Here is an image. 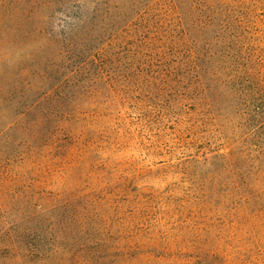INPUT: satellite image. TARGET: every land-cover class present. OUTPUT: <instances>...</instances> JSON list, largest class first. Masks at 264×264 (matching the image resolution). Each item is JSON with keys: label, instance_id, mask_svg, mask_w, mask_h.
Returning a JSON list of instances; mask_svg holds the SVG:
<instances>
[{"label": "rangeland", "instance_id": "374dc122", "mask_svg": "<svg viewBox=\"0 0 264 264\" xmlns=\"http://www.w3.org/2000/svg\"><path fill=\"white\" fill-rule=\"evenodd\" d=\"M24 6L0 35V264H264V0Z\"/></svg>", "mask_w": 264, "mask_h": 264}, {"label": "trees", "instance_id": "16d2710c", "mask_svg": "<svg viewBox=\"0 0 264 264\" xmlns=\"http://www.w3.org/2000/svg\"><path fill=\"white\" fill-rule=\"evenodd\" d=\"M24 3L25 0H19L16 3H12L8 0H0V35L7 27L12 30L19 31V29L22 28L23 24H25V21L28 20V18H31V16H34L36 12H38V7L33 6L31 10V8L24 6ZM74 3L75 2H70V4H72V6H76V8L82 7L79 4L77 5V3ZM94 8H96V6H94ZM11 21L12 23H10ZM22 73H24V71ZM24 82L28 89L33 88L34 84L31 81ZM27 251L28 250H26V252ZM31 251L32 249H30V252Z\"/></svg>", "mask_w": 264, "mask_h": 264}]
</instances>
